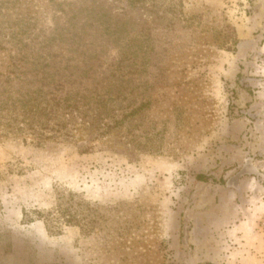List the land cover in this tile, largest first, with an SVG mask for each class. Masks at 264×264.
I'll list each match as a JSON object with an SVG mask.
<instances>
[{
	"label": "rangeland",
	"instance_id": "obj_1",
	"mask_svg": "<svg viewBox=\"0 0 264 264\" xmlns=\"http://www.w3.org/2000/svg\"><path fill=\"white\" fill-rule=\"evenodd\" d=\"M57 24L100 100L70 137L0 122V264H264V0H0V83Z\"/></svg>",
	"mask_w": 264,
	"mask_h": 264
},
{
	"label": "trees",
	"instance_id": "obj_2",
	"mask_svg": "<svg viewBox=\"0 0 264 264\" xmlns=\"http://www.w3.org/2000/svg\"><path fill=\"white\" fill-rule=\"evenodd\" d=\"M58 28L62 27H57L51 36L41 40V48L43 46L42 49L46 52L44 57H34V53L24 52L15 58L9 70L6 82L13 83L9 85L0 83L1 124L8 119V124L16 125V130L23 131L28 128L30 133L39 140L60 135L70 137L71 131L78 130L77 127L70 129L75 124L74 120L84 118L83 107L90 106L92 100L98 102L100 100L96 86L90 88L86 85L88 80H97L95 67L99 68L101 62L98 50L88 53L80 48H77L75 52L66 49L68 54L56 52L51 46L48 50L46 45L55 39L62 38L61 35L66 29L63 27L64 29H61L63 31L58 33ZM72 36L74 43L75 36L78 43L83 39L81 33H74ZM29 58H31L30 62H28ZM27 63L35 67L24 68ZM118 63L114 65L117 67ZM65 116L68 119L64 120ZM102 127L104 126L97 125L96 129L99 131ZM108 128L111 127L108 126ZM57 212L64 215L63 219L67 224L81 222L77 213L72 214L71 210L62 203L59 204ZM51 214L44 217L47 227L53 230L59 229L54 224Z\"/></svg>",
	"mask_w": 264,
	"mask_h": 264
}]
</instances>
